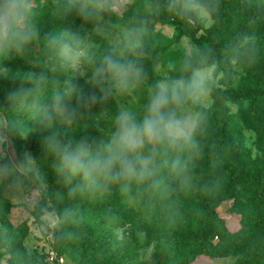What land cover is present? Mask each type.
<instances>
[{
    "label": "clouds",
    "instance_id": "1",
    "mask_svg": "<svg viewBox=\"0 0 264 264\" xmlns=\"http://www.w3.org/2000/svg\"><path fill=\"white\" fill-rule=\"evenodd\" d=\"M40 2L0 0V76H8L6 63L13 57L25 58L41 40L44 45L41 70L18 74L20 85L9 92L7 107L0 104V187L12 190L23 187L26 179L38 189L46 186L36 158L15 149V141L26 139L30 129L13 108L39 117L48 128L57 122L66 129L75 127L87 110L132 92L147 78L143 53L148 17L169 13L184 22L206 23L219 9L218 0H144L126 26L113 25L117 37L96 52L72 28L58 27L42 38L35 6ZM49 2L58 14L73 15L94 31L105 18L118 19L122 10L135 4V0ZM237 39L246 60L257 61L264 54V38L244 33ZM210 55L208 48L198 45L185 50L174 75L152 82L142 109L120 107L110 128L98 138L65 140L56 132L46 137L45 151L54 157L52 169L69 195L96 201L117 191L125 199H138L165 221L173 213L179 215L180 197L193 191L196 161L203 152L207 109L216 83ZM82 65L88 69L89 91L78 82ZM44 211L41 208V214ZM75 214L71 207L56 212L62 219ZM54 220L50 217L49 226ZM58 239L71 244L76 233L65 228ZM14 243L7 227L0 226V250L14 252L17 264H27L31 253L14 249Z\"/></svg>",
    "mask_w": 264,
    "mask_h": 264
},
{
    "label": "rangeland",
    "instance_id": "2",
    "mask_svg": "<svg viewBox=\"0 0 264 264\" xmlns=\"http://www.w3.org/2000/svg\"><path fill=\"white\" fill-rule=\"evenodd\" d=\"M245 1H255L258 4L264 2ZM143 2L144 0H135L134 5L121 11L118 19L105 18V22L95 31L91 24L82 25L83 22L73 15L58 14L52 9L49 0H41L35 6L39 9L37 23L40 31L46 29L51 32L58 27L78 30L85 43L96 52H100L117 37V30L113 25L126 26L129 21L125 20L124 16L134 15L136 7ZM200 24L204 28L218 27L221 36L224 37L228 36L234 27L232 16L223 20L210 17L208 22ZM173 34V26L156 24L153 31L147 35L143 53L146 73L152 72L157 76L166 77L168 71L177 69L185 50L195 45L188 37L183 36L177 44L161 50ZM40 63L38 43L32 45L25 58L13 57L6 63L9 74L0 76L4 86L5 102L9 92L20 85L18 74L32 71L29 66L33 67ZM233 69L235 73L232 86L235 90L245 91L256 86L248 76L247 64L234 61ZM87 71L88 69L82 65L80 75L84 81H87ZM210 71L212 72V68ZM214 79L216 86L218 77ZM149 87L146 78L132 92L113 96L106 109L96 105L87 110L80 122L68 129L58 122L54 127L48 128L41 123L39 117L30 118L24 109L19 107L12 109L30 129L26 139L15 141V149L19 153L17 150L19 144L23 151H29L36 158L39 171L46 179V186L42 190L28 179L25 180L24 186L17 190L0 187V226H6L13 235L14 249L31 253L27 264H78L76 255L70 253L69 243L58 239L59 233L65 228L76 229L80 234L90 236L95 241L91 252L102 264H179L171 243L172 230L185 225L189 220L183 208H179V215L173 213L171 220L165 221L152 210L143 208L138 199H125L117 191H113L103 200L96 201L73 197L69 195L68 188L55 176L52 169L54 157L45 151V138L54 132L59 133L65 140L78 141L83 136L98 138L103 131L110 128L111 117L120 107L141 110L146 102ZM260 106L261 100L228 103V136L247 152L248 166L253 176L236 189L234 200L223 203L217 209L219 217L225 221L228 231L233 234L243 232L245 221L252 212L261 213L263 210L260 199L256 200L252 207L246 206L248 200L256 194L264 196V145L258 141L252 129V117ZM225 157L226 154H220L218 162L223 161ZM41 200H44L47 206L43 214L37 207ZM65 207L73 208L76 214L66 219L56 215L58 210ZM50 217H55L51 226L48 223ZM8 258L9 253L6 249L0 250V264H9ZM233 263L234 258L212 259L205 256H197L190 262V264Z\"/></svg>",
    "mask_w": 264,
    "mask_h": 264
},
{
    "label": "trees",
    "instance_id": "3",
    "mask_svg": "<svg viewBox=\"0 0 264 264\" xmlns=\"http://www.w3.org/2000/svg\"><path fill=\"white\" fill-rule=\"evenodd\" d=\"M218 3V12L212 17L223 20L232 16L234 22L233 30L226 37L221 36L216 26L204 28L199 22H184L169 13L147 18L148 34L156 24L174 28L173 36L161 49L163 51L177 44L183 36L201 48H208L211 52L210 68L214 77H218L211 104L207 109L205 132L202 136L203 152L196 161L194 188L191 194L180 197L179 208L185 210L189 220L185 225L172 230L171 248L179 264H190L197 256L212 259L234 258L233 264H264V196L256 194L248 200L246 206L252 207L255 201L260 199L263 210L261 213L252 212L247 217L240 234L229 232L225 221L217 212L220 205L234 200L238 187L253 177L248 166L247 152L228 136V103L261 100V106L252 117V129L258 141L264 145V54L260 55L257 61L246 60L237 39L238 35L244 33L264 36V2L258 4L255 1L218 0ZM134 15H125L124 19L129 21ZM47 33L49 32L46 29L40 31L42 38ZM37 43L41 63L29 66L32 71H40L44 60L43 42L41 40ZM234 61L248 65V76L256 86L245 91L233 88ZM176 70L168 71L167 76L174 75ZM146 75L149 86L154 80L163 78L152 72H147ZM78 82L85 91L90 90L86 81L80 78ZM3 91L4 86L0 80V104L7 107ZM110 99L97 106L106 109ZM17 150L19 153L23 152L19 144ZM222 153L226 154V157L218 162V156ZM222 179L225 181L222 182ZM37 207L47 209L44 200H41ZM72 230L76 233V240L69 244L70 253L76 255L78 264H102L91 252L95 241L90 236L80 234L76 229ZM6 251L9 253L8 263L17 264L15 253L7 249Z\"/></svg>",
    "mask_w": 264,
    "mask_h": 264
},
{
    "label": "built area",
    "instance_id": "4",
    "mask_svg": "<svg viewBox=\"0 0 264 264\" xmlns=\"http://www.w3.org/2000/svg\"><path fill=\"white\" fill-rule=\"evenodd\" d=\"M61 261V260H60Z\"/></svg>",
    "mask_w": 264,
    "mask_h": 264
}]
</instances>
